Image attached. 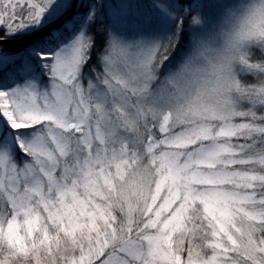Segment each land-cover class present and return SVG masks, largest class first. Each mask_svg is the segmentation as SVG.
Here are the masks:
<instances>
[{
  "label": "snow or ice",
  "instance_id": "1",
  "mask_svg": "<svg viewBox=\"0 0 264 264\" xmlns=\"http://www.w3.org/2000/svg\"><path fill=\"white\" fill-rule=\"evenodd\" d=\"M0 264H264V0H0Z\"/></svg>",
  "mask_w": 264,
  "mask_h": 264
},
{
  "label": "clouds",
  "instance_id": "2",
  "mask_svg": "<svg viewBox=\"0 0 264 264\" xmlns=\"http://www.w3.org/2000/svg\"><path fill=\"white\" fill-rule=\"evenodd\" d=\"M247 2L249 4H252V3L259 4L261 2V0H247ZM251 46H253V47L259 46V43L256 41H252Z\"/></svg>",
  "mask_w": 264,
  "mask_h": 264
}]
</instances>
